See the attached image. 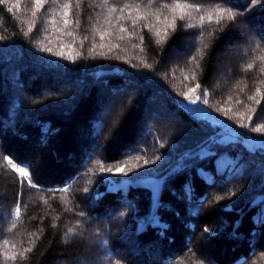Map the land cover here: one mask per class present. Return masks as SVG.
Instances as JSON below:
<instances>
[{
    "label": "trees",
    "instance_id": "16d2710c",
    "mask_svg": "<svg viewBox=\"0 0 264 264\" xmlns=\"http://www.w3.org/2000/svg\"><path fill=\"white\" fill-rule=\"evenodd\" d=\"M136 2L108 0L102 5L100 0H82L77 5L72 0L67 27L61 5L48 3L37 11L36 30L28 36L22 33L33 22L31 0L0 4V35L5 37L0 40V154L30 165L34 182L41 185L40 190L21 186L18 174L0 160V243L8 239L9 248L15 244L18 252L31 248L27 260L18 257L6 264H79L81 259L91 264L112 259L123 264H264V147L253 151L242 142L248 136L264 141V133L239 126L249 122L250 109L261 116L253 122L264 123L259 111L264 101L258 106L247 99L256 87L264 91L261 62L245 70L250 60L264 55V7L253 8L250 0H195L205 5L202 12L219 3L244 15L220 25L215 15L211 23L205 19L208 48L192 81L184 79L190 76L185 62L199 46L201 29L177 21L176 31L157 44L144 21L134 28L127 12L119 19L123 4ZM109 5L117 7L110 25L105 23ZM199 15L193 13L196 19L189 22L198 24ZM121 25L126 32H120ZM96 29L109 35L101 40ZM38 41L54 52L63 49L80 56L73 63L41 52ZM235 42L239 49L221 63L222 52ZM237 81H242L239 87ZM197 82L208 91L209 109L241 132L237 141L220 140L221 125L198 118L182 105L179 93ZM228 96L233 99L228 101ZM221 107L230 109L227 116L217 111ZM201 149L205 151L192 155ZM156 156L161 159L144 165V159ZM96 160L105 167L126 160V169L140 167L128 176L100 173L99 165L93 167ZM145 173L164 177L156 206L152 187L132 183L109 189L112 179L136 182ZM62 187L69 191L50 195ZM230 190L237 194L215 201ZM17 202L21 217L8 232ZM80 211L85 217L78 216ZM120 212L127 215L121 219ZM78 219L82 237L65 242L62 233ZM0 264H5L2 257Z\"/></svg>",
    "mask_w": 264,
    "mask_h": 264
},
{
    "label": "snow or ice",
    "instance_id": "6c2138e0",
    "mask_svg": "<svg viewBox=\"0 0 264 264\" xmlns=\"http://www.w3.org/2000/svg\"><path fill=\"white\" fill-rule=\"evenodd\" d=\"M34 7L31 9V16L33 17V22L28 27V31L25 33H22L25 36H28L31 34L35 29V17L37 15V11L44 7L45 4L52 3L61 5V0H31ZM82 2V0H76V4L79 5ZM225 3L228 2V0H224ZM253 8L256 6H262L264 7V0H250ZM7 3V0H0V4ZM100 3L102 5H108V0H100ZM72 5V0H64L63 4L61 5L62 12H63V26L67 27L71 21L67 19L69 9ZM205 8V5L201 2H195V0H147V3H143V0H138L134 4L124 3L123 6L119 9L121 12V16L119 19H125V16L123 13L127 12V18L131 19V24L135 28L139 21H144L143 27L147 28L150 34H154L157 44H161L165 42V40L168 37L169 31L172 32L176 31L177 28V21H183V27L185 28H199L201 29L200 34L198 36V42L199 46L196 48V51L193 55H191L186 60V65L189 75H185V80H192L195 81L197 79V72L200 70V61L204 57V50L208 48V44L205 43V35L203 32L204 28V22L207 18L208 22L211 23L213 21V16L215 15V23L217 25H220L221 22L225 19H227L229 22H235L238 17L243 16V12L239 11H233L232 7L227 6H221V4L217 3L213 6L212 11H203L202 9ZM248 9H246L247 11ZM9 12L12 11L11 8L8 9ZM117 11V7L115 5H109L107 8L108 16L105 17V23L111 24V20L109 17L112 16L113 13ZM135 13V15H133ZM193 13H199V23L198 24H192L189 21H192L196 19V17L193 16ZM163 16V20H161V17ZM154 21V23H153ZM155 24H162V28H155ZM222 30V29H221ZM127 29L123 27V25L120 26V32H126ZM96 32L99 33L101 40L104 39L105 36L109 35L107 31H100V29H96ZM68 36H73L72 32H67ZM209 36L213 35L212 32L208 33ZM5 37L3 35H0V40H4ZM87 39V37H85ZM120 39H123V36L120 37ZM139 39L143 41L144 37L140 36ZM40 45L39 51L50 53L56 57H59L61 59H66L68 61H71L73 63L76 62L77 58L80 56V53L77 52L75 55H73L70 51L66 53L63 49L58 51H53L51 47H47L43 45V41L37 42ZM83 43V42H81ZM69 47H71L69 45ZM96 47L95 44L92 45V48L89 49V52L91 53L94 48ZM101 48L104 47L103 44L100 45ZM112 47H118V45H113ZM257 47L259 48L260 45L257 44ZM143 50V49H142ZM100 55L105 56V58H108L104 53H101ZM261 62V66L259 67L258 71L261 74H264V55H260L255 57L254 59L250 60L246 66L245 70H251L253 69L256 62ZM135 67V65H133ZM145 67L151 68V64H145ZM183 72L184 69H181ZM242 81H237L236 86L239 87L240 83ZM259 83L264 84V80L259 81ZM197 89H201V94L197 95ZM243 91V89H241ZM179 96H182L184 98V101L187 102L188 106H195L192 108V113L199 112L201 106H208V108H211L208 101V91L206 88H202L200 83H195L194 87L188 88L187 91L179 93ZM260 97L258 99L257 97ZM233 98L232 96H228L227 100L231 101ZM249 101L254 102L256 105H261L262 101H264V91L261 90L260 87H256L254 90V94L247 97ZM32 103H39V101L33 100ZM237 104L243 103V101L237 100ZM205 108V107H204ZM230 109H225L223 107L217 109V111H222L224 115H228V111ZM252 111V115L248 116V123H241L239 126L241 128L248 129V131L253 133H264V123L261 122H253L259 121L261 119V116L258 114L257 109H250ZM260 112H264V108H261L259 110ZM115 122V121H114ZM163 147V145H161ZM135 160L139 161L142 159L141 156L134 157ZM160 156H156L154 160L149 161L148 159H144L143 163L144 165H148L150 163L154 164L156 161L160 160ZM0 160H5L8 165L11 166V168L14 170L15 173L18 174L20 179L21 186L26 183L28 188L30 189H41V185L34 182L32 172H31V166L27 164H21L15 163L11 157L4 156L3 154H0ZM128 164V161H124L121 164L116 165L113 167L112 165H108L107 167L104 166V163L102 160H96L95 165H99V172L100 173H108V174H122L123 176H128L130 172H132L134 169L139 168V165H133L132 168H125V165ZM93 169H89V172H92ZM88 183H92L91 180L88 181ZM70 187V186H69ZM69 187H62L59 189H54L50 193V195L54 193H67L69 191ZM90 189L88 187L83 188V192L88 193ZM237 193L236 191H229L226 196H216L215 201H223L225 199H230L231 197L235 196ZM96 196L103 197L105 194L97 192L95 194ZM44 203L47 204L48 201L45 199ZM68 211H71L69 208ZM114 212V210H110L109 214L111 215ZM123 212H120V214ZM11 217H14L10 221V227H8L7 231L12 232L13 229L17 227V220L21 217V203L17 202L12 209L10 213ZM85 212L80 211L78 213L79 217H85ZM127 215V213H125ZM43 219V218H41ZM59 217H54L53 220H58ZM261 223H264V220L261 221ZM53 226H55L53 224ZM82 221L76 220L75 224L71 227H67L66 231L62 233V238L65 242L68 240L74 238V237H82ZM236 227H239V224L236 225ZM42 229H38V232L42 233ZM205 232L210 231L208 228L204 229ZM30 235L35 236L36 233H32ZM34 242V241H33ZM103 244H107L108 241L104 239L102 241ZM31 251V248H23L21 251H16L15 244L11 245V248H9V240L3 239L2 243H0V257L3 258L5 264L8 260L16 261L18 257H20L21 260H27L28 256L27 253ZM79 264H91V262L87 259H81ZM108 264H123V261L120 259H112L108 261ZM198 264H203V261H198Z\"/></svg>",
    "mask_w": 264,
    "mask_h": 264
},
{
    "label": "rangeland",
    "instance_id": "374dc122",
    "mask_svg": "<svg viewBox=\"0 0 264 264\" xmlns=\"http://www.w3.org/2000/svg\"><path fill=\"white\" fill-rule=\"evenodd\" d=\"M239 48H238V46H237V44H236V42L235 43H231V44H228L227 45V50L226 51H224V52H222V54H221V63H223L225 60L226 61H229V60H231V57H233L234 55H235V53H236V51L238 50ZM173 56L174 57H176L177 55L176 54H173ZM224 58V59H223ZM220 68H221V66H220ZM106 101V100H105ZM109 103V102H108ZM111 104V103H110ZM114 105V104H113ZM191 107H195V106H191ZM190 106L188 107L191 111H192V108H191ZM111 108V107H110ZM208 108V107H207ZM209 109V108H208ZM108 110V112L111 110V109H107ZM211 112H213L211 109H209ZM215 113V112H214ZM194 114H196V115H198V116H200V117H203V119L204 120H206V121H208V122H210V123H214V124H217V125H221L222 127H223V129H222V135H227L228 137H230L231 139H237L239 136H240V134H241V132L237 129L236 130V128L232 125V124H230V123H228V122H225L223 119H221V118H215L214 116H213V114L211 113L210 115L212 116V117H206V116H201L198 112H194ZM216 114V113H215ZM227 125H229V127L230 128H228V126ZM234 129V130H232V129ZM258 141H261V143H259ZM244 142L246 143L245 145L248 147V148H250V149H255L254 147H264V141H262L261 139H256V138H252L251 136H248V137H245L244 138ZM160 165V164H159ZM159 165L157 166V167H159ZM117 175H119V174H117ZM121 176H123L122 174H121ZM115 178V177H114ZM150 178V179H149ZM152 179V180H151ZM138 180H140V181H147V182H152V183H157V182H159V181H161V179L159 178V177H157V176H155V175H150V174H147V173H145V175L144 176H141ZM137 180V181H138ZM131 181L133 182V180H131V179H129L128 177H124V179L122 180V181H120L121 183H117L116 181H115V179L113 180L112 179V182H111V184L112 185H126L127 183H131ZM153 188L157 191L158 190V187L156 186V184L153 186Z\"/></svg>",
    "mask_w": 264,
    "mask_h": 264
},
{
    "label": "bare ground",
    "instance_id": "6f19581e",
    "mask_svg": "<svg viewBox=\"0 0 264 264\" xmlns=\"http://www.w3.org/2000/svg\"><path fill=\"white\" fill-rule=\"evenodd\" d=\"M198 113H200L201 115L206 116V117H212L209 112H207L206 110H203L201 107H200V111Z\"/></svg>",
    "mask_w": 264,
    "mask_h": 264
},
{
    "label": "clouds",
    "instance_id": "9594fccd",
    "mask_svg": "<svg viewBox=\"0 0 264 264\" xmlns=\"http://www.w3.org/2000/svg\"><path fill=\"white\" fill-rule=\"evenodd\" d=\"M125 213H126V212H123V213L120 214V218H121V219H123V217L125 216Z\"/></svg>",
    "mask_w": 264,
    "mask_h": 264
},
{
    "label": "water",
    "instance_id": "95a60500",
    "mask_svg": "<svg viewBox=\"0 0 264 264\" xmlns=\"http://www.w3.org/2000/svg\"><path fill=\"white\" fill-rule=\"evenodd\" d=\"M185 105L188 106L187 103H185ZM212 114H213V116L217 117L214 113H212ZM217 118H218V117H217ZM159 185H160V184H159ZM160 187H161V186H160Z\"/></svg>",
    "mask_w": 264,
    "mask_h": 264
}]
</instances>
